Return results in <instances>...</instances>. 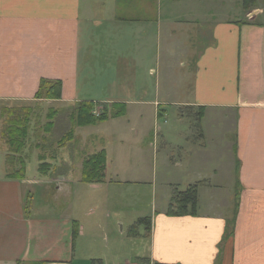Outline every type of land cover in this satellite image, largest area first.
Here are the masks:
<instances>
[{"label":"crops","instance_id":"1","mask_svg":"<svg viewBox=\"0 0 264 264\" xmlns=\"http://www.w3.org/2000/svg\"><path fill=\"white\" fill-rule=\"evenodd\" d=\"M217 1L210 9L187 0H158V14L154 0H0V264H264V0L248 8L243 0L245 19L237 21L226 20V6L221 4V10ZM183 3L184 14L178 12ZM155 19L160 56L163 27L173 41L185 33L190 45L199 48L180 61L189 80L179 77L177 69L163 77L161 65L140 75L136 62L142 59L143 36L131 52L124 33L131 25L140 31L142 21ZM43 81L60 82V96L37 97ZM187 87L189 99L183 95ZM81 102L99 103L109 116L115 108V115L124 114L116 119L132 109L127 121L141 124L144 131L138 144L136 134L127 141L110 138V146L100 142L85 157L78 146V159L70 144L80 134L88 146L95 130L104 131L109 120L78 125L72 116ZM166 106L179 109L170 155L171 200L139 219L146 225V242L130 249L127 242L123 246V240L115 243L104 234L124 222L120 213L130 204L124 187L145 185L152 171L156 180L158 168L149 167L159 152L154 127L166 116ZM5 109L30 116L19 126L17 138L24 145L15 147L18 152L4 138ZM196 111L193 121L186 118ZM145 115H154L155 123ZM33 123L47 126V140L57 130L59 145L73 130L72 139L61 145L71 152L72 163L50 152L54 145L45 136L39 139ZM36 150L38 162L32 165L28 160ZM102 150L108 160L105 181L84 182L86 159ZM113 150H125L133 165L119 168V160L111 159ZM215 159L224 166L212 171ZM231 183L237 190L232 211ZM193 186L196 207L169 213L179 193Z\"/></svg>","mask_w":264,"mask_h":264},{"label":"rangeland","instance_id":"2","mask_svg":"<svg viewBox=\"0 0 264 264\" xmlns=\"http://www.w3.org/2000/svg\"><path fill=\"white\" fill-rule=\"evenodd\" d=\"M187 1L188 3L199 5L202 8L206 6L212 9L218 6L217 0H207L205 3L199 0H191V1L187 0ZM224 2L220 0L219 6L220 8H221V4H225L226 6V13L223 14L226 20H236L237 21V20L245 19L246 10L242 4L243 0H224ZM153 4H154V10L157 11L158 10V0H154ZM161 5H163V15H164V5L166 4L163 1ZM170 6L173 8V4L170 3ZM185 8H186L185 3L179 5L178 12H181L182 14H184ZM221 10H224V9L221 8ZM160 11H161V6L159 7L158 14L160 13ZM174 14L175 13L173 11V15ZM155 17H156V13H155ZM156 23H157V19L153 21H150V20L142 21L140 24L141 26L140 31L137 27L131 25L130 28L127 29L124 33V37L130 43L131 52L133 48L135 47L138 38L143 36L142 59L140 62H136V63H140L139 65H137L138 70L141 71L140 75L142 76L146 72L149 74V70H150L149 68L151 66L152 67L154 66L156 68V66L161 65L162 70H164L162 72L163 77L170 76V75L173 76V69H177L176 72L177 74H179V77H181L184 81L189 80L190 74L188 73L186 69V65L185 67L182 68L183 73H180L179 71L181 70L180 61L184 62L185 59H187L189 56L191 57L195 55L198 52L199 48L190 45L189 39L185 33L183 34V36L175 38V40L173 41V38L168 33V29L163 27L162 45H161L162 51H161V56H160V51L158 49V45L160 43V35H159L158 25ZM173 50L176 51V54H173ZM125 56L126 58L129 57L127 55ZM130 58L132 57L130 56ZM190 62L191 60L188 59L187 60L188 65H190ZM130 65H131V62H130ZM145 70L146 72L144 73ZM184 71H186L187 74H185ZM166 72L167 74L164 76ZM145 80H146V77H145ZM172 82H173V77L166 79L163 83L164 87L169 86V84H171ZM186 90L187 92L183 93V95L187 99H189L191 98L190 88L187 87ZM57 104L58 103H54L53 106L56 108H59L60 106H58ZM99 106H100L99 103L97 105L94 104V108H93V111L97 112L98 117H100L101 114L105 111ZM166 107H169V106H166ZM44 108L46 110L47 106L45 105ZM97 109H100V111H97ZM114 109L115 108H113L112 110L113 113H111L109 116L108 122L104 123L105 130L101 131V129H96L94 132L95 135L93 139L90 141V143L88 144V146H86L85 143L81 141L80 134L78 135V141H76L72 145L70 144V147L72 146V149L76 151L78 159L85 157L87 155L85 154L86 151H88V153L97 151L96 147L101 145L100 142H103L102 147L105 145L110 146L111 145L110 143H112L110 141V138L111 139L115 138L121 141L122 140L127 141L129 138H134V134H136V141L134 144H138L139 138L143 134L144 131L142 130L143 126L141 124H134V121H127L132 118L130 115V111H132V109L128 111L126 116H124L123 118H117V119L116 117H121L124 114L115 115L114 113L116 112V110ZM41 111H42V108H40L39 112H37L38 116L41 115ZM173 111L175 114H173ZM178 113H179L178 107L177 108L169 107L168 110L166 111V116L164 118H160L159 121H156V124H155L156 127H154L155 135H154L153 141L155 142L156 147L158 145L159 152L156 155V159L149 166L150 168H158L156 170L157 171L156 180H154V175L152 174L153 172L152 171L147 176H145L144 178L145 185L130 184L129 186L124 187L125 199H127V201H129L130 204H124L122 211L120 210L121 211L120 215L122 216V219L124 220V222H121L116 226L114 225L111 235H108V232L111 230V228L105 232L104 235H107L110 241L118 243V241L120 242L123 240V246L125 242H127L130 249L134 248V243L137 244L138 242H140V240L142 241L145 240L146 242V237L142 235L145 232L146 225L139 222V219L145 218L148 215H151V212L155 205L162 206L171 200L172 192H170L169 190L170 188L169 181L173 179V176L170 179L169 177L173 175L172 168L174 167H173V162L171 160L173 157L170 158V155L173 156L172 154L173 152V131L178 126V122H177ZM197 113L198 111H196L193 115L187 113L186 118L193 121L194 117L197 116ZM144 118L150 123L152 122L154 115L152 116V118H150L149 116L147 117V115H145ZM102 122H105V120ZM154 123L155 121L152 122V125ZM129 127L131 129H134V131L129 129ZM157 127H160V129H158ZM46 129H47V126L45 124L33 123L32 130L37 135L41 134L39 136V139L45 136L44 137L45 142L47 144L48 142H50L51 144L54 145L53 148L52 147L50 148V152L57 153V156L59 155L58 159L60 160L62 158L60 162L67 161V162L72 163L73 157L71 155V152L69 151V149L64 148L61 145H59L58 144L59 135L57 133L53 134L57 130L52 132L51 133L52 135H50V139L47 140ZM81 130H82L81 132L85 131V129H81ZM99 134H102L104 138L100 137ZM162 135L166 136L167 138L166 140L169 141L168 144L165 142ZM83 139L85 140L84 137ZM33 143L36 144V141L34 140ZM78 146L82 147V151H83L82 157H80ZM37 147L38 146H36V148L34 149H38ZM124 151L125 150H118V152H116L115 150H113L112 152L113 154L111 156V159L114 161L119 160L118 162L119 168H128L127 166H122V165L124 164L133 165L134 163V159L131 158L130 156H127ZM69 152L70 154H68ZM178 152H180L179 149L176 151L177 155L179 154ZM39 153L40 152L38 150L34 151L30 159L28 160V162H31L32 165L34 164V162H38L36 154L38 155ZM123 157H125V162L122 160ZM107 163H108V160H107ZM222 166L224 165L219 163L216 159L213 160V162L210 164V168L212 171L214 170V168L212 167L218 168ZM130 168H134V167L132 166ZM232 168H234V166H232ZM222 169L225 170V173L228 170V168H222ZM226 186L227 184L225 183L223 187L224 191L220 192V194L223 195V198L227 197V192H225ZM235 188L236 187L233 186L231 183L230 190H229L231 193L230 195H231V202H232L231 211L233 210L236 191H237L235 190ZM114 191L115 192L117 191V187H114ZM126 206H128V208H126ZM115 212L117 214V211ZM116 214L114 215L115 217H117ZM133 228L135 229V234L132 233ZM103 243H105V241Z\"/></svg>","mask_w":264,"mask_h":264},{"label":"trees","instance_id":"3","mask_svg":"<svg viewBox=\"0 0 264 264\" xmlns=\"http://www.w3.org/2000/svg\"><path fill=\"white\" fill-rule=\"evenodd\" d=\"M254 0H244L245 8H248ZM60 82L43 81L40 90L37 93V97L41 98H57L60 96ZM94 103L92 102H81L78 103L73 111L72 121L76 119L77 124L81 126L94 124L106 120L109 117L108 111L101 114L100 117H95L93 114ZM5 126L4 138L9 145L11 151L18 152L19 149L23 148L24 142H21L17 137L21 135L20 131L23 125L30 121V116L25 115V118L21 117V112H16L15 109L4 110ZM20 126V127H19ZM25 129V127H23ZM61 143L66 144L70 141L74 135L72 129L65 132ZM60 142V141H59ZM58 142V143H59ZM61 144V145H63ZM18 147V148H15ZM107 164V153L102 150L94 153L85 161V166L82 172V180L86 183L103 182L105 181V167ZM13 177H21V175H13ZM175 204L173 202L169 208V213L185 214L189 209L196 207L197 189L196 186L189 187L187 191L179 193Z\"/></svg>","mask_w":264,"mask_h":264}]
</instances>
